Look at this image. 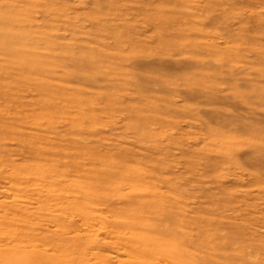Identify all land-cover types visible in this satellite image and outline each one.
Wrapping results in <instances>:
<instances>
[{
	"label": "rangeland",
	"instance_id": "1",
	"mask_svg": "<svg viewBox=\"0 0 264 264\" xmlns=\"http://www.w3.org/2000/svg\"><path fill=\"white\" fill-rule=\"evenodd\" d=\"M0 264H264V0H0Z\"/></svg>",
	"mask_w": 264,
	"mask_h": 264
}]
</instances>
